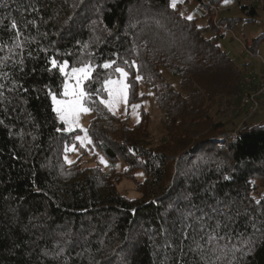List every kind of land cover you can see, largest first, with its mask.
Masks as SVG:
<instances>
[{"label": "trees", "instance_id": "16d2710c", "mask_svg": "<svg viewBox=\"0 0 264 264\" xmlns=\"http://www.w3.org/2000/svg\"><path fill=\"white\" fill-rule=\"evenodd\" d=\"M197 1L211 13L222 0ZM169 2L0 0V264H264V119L235 136L208 124L210 106L240 99L243 71L206 36L216 30L210 16L198 27ZM238 6L254 22L257 11ZM63 62L93 67L83 85L94 114L87 135L123 159L124 176L143 170L139 198L119 193L112 170L65 161L75 132H63L51 100ZM117 68L127 72L128 104L139 98L137 77L153 90L159 143L147 112L131 127L100 103Z\"/></svg>", "mask_w": 264, "mask_h": 264}, {"label": "rangeland", "instance_id": "374dc122", "mask_svg": "<svg viewBox=\"0 0 264 264\" xmlns=\"http://www.w3.org/2000/svg\"><path fill=\"white\" fill-rule=\"evenodd\" d=\"M170 5L172 0H170ZM238 4H250L256 11L257 16L254 22H248L246 19L250 18L248 15L243 14L240 10ZM176 7L180 14L191 17L194 19L195 24L198 27L205 26L207 19L210 16L216 18L214 13L209 11L208 8L204 7L197 0H176ZM217 8V18L216 24H213L214 27L220 24L224 26L225 29H216L206 33L207 37L218 36L217 44L222 51L228 54V56L233 60V62L239 66L243 71V76L246 70L260 71L261 63L260 60L256 58L255 54L259 55L264 62V38L257 45L255 52L244 48L249 46L253 39L258 37L261 34H264V0H225L220 1L215 6ZM221 19H227L229 22L224 24L223 21L220 23ZM244 46V47H243ZM65 62L61 63L63 65ZM109 64V63H108ZM110 65V64H109ZM90 74L93 70L91 65ZM82 67V66H80ZM75 67V68H80ZM104 67V66H103ZM59 68V65H58ZM125 72L126 70L122 68ZM60 70V68H59ZM72 68H65V75L62 91L60 95H55L57 100L61 101H71L72 96H64L65 91V81L68 83L69 92L76 85V79L72 75ZM127 73V72H126ZM161 73L164 79L171 84L173 87L178 88L179 80L176 77H173L170 72L164 68H161ZM243 76L240 80V83L243 79ZM88 77V78H89ZM87 78V79H88ZM83 80L80 84V88L84 91L83 85L85 81ZM122 79L121 74L117 72V76L109 78L106 81H120ZM123 83L127 84V76L123 78ZM138 85V100L128 104V90H127V100H121L118 103L113 111H108L115 116L122 118H128V124L132 127L137 124L140 120V110L147 112L148 114V132L150 134L152 144L159 143L160 139L165 135L163 130V112L157 106L155 101V96L153 90L145 84V82L140 79H137ZM105 89V82L103 84ZM109 87L118 88L119 84H110ZM241 88V86H240ZM106 95L101 99L107 100L108 92L105 90ZM52 100V96H51ZM84 101V100H83ZM241 99H236L235 97H224L221 101L209 108V118L210 121L208 124H215L221 122L223 126H226V129L229 131V134L236 133V129L249 122H259L264 119V97L262 98V103H260L259 109L252 115L246 113L240 107ZM83 103V102H82ZM133 105H139L137 108H133ZM52 101V107H57ZM83 106L86 107L83 103ZM88 108V107H86ZM89 109V108H88ZM54 111V110H53ZM57 116V119L63 124L64 133H73L75 132V142L76 144L71 145L65 154V161L67 163L79 162L82 167H98L104 172L113 171L116 175H121L120 179L116 183V188L119 193L125 196L128 199H136L140 197L139 191L136 189L137 184L141 183L144 179V172L142 169H137L134 171L132 177L124 176L126 165L123 159L117 156L114 159H109L106 157L90 140L87 135L88 125L93 118V111L90 109L88 112H79L78 114L72 113L67 116L69 124H65L61 118L58 116L57 112L54 111ZM78 125V126H77ZM71 127L70 131L65 129ZM202 130V128H199ZM77 137H80L78 140ZM87 137V139H85ZM221 136H217L220 138ZM91 141L89 143L88 141ZM215 140V141H216ZM103 160V162H101ZM142 174V175H140Z\"/></svg>", "mask_w": 264, "mask_h": 264}, {"label": "snow or ice", "instance_id": "6c2138e0", "mask_svg": "<svg viewBox=\"0 0 264 264\" xmlns=\"http://www.w3.org/2000/svg\"><path fill=\"white\" fill-rule=\"evenodd\" d=\"M225 2H227V0H225ZM171 7H173V8L176 7V0H172ZM188 18L191 19V17H188ZM12 27L16 28L17 24L14 22ZM51 63L54 67L57 66V61L55 59H53L51 61ZM125 63H127V61H125ZM66 67H67V62H65L63 65H59L60 71L62 73H65ZM104 67L108 68V67H110V65L106 63V64H104ZM71 71H72V75L76 79V85L72 89V91L69 92L68 83L66 80L65 81V91H64L63 95L64 96L71 95L72 100L71 101H61V100H57L55 95H52L53 104L58 105L57 107H54L53 110L55 112H57L58 116L61 118V120L65 124H69V120L67 118V116L69 114H72V113L78 114L79 112L90 111V109L83 106L82 102L86 98L87 94L80 88V84L82 83V81L89 77L90 67L88 65H84L80 68L74 67V68H72ZM116 71L121 74L122 79L120 81H115V82L105 81V90L108 92L109 98L107 100H104V99L100 100V103L104 104L109 109V111H113L114 107L118 103H120L121 100L125 101V103L127 100L128 85L123 83V78L127 76V73L122 68H117ZM65 75H67V73H65ZM137 79H140V77H137ZM110 84H119L120 87H118V88L109 87ZM50 95H51V93H50ZM132 107L135 109V108L139 107V105H133ZM65 130L70 131L71 127L67 128ZM77 139L79 140L80 137H77ZM85 139H87V137H85ZM88 142L91 143L90 140ZM65 150L67 151L68 149L66 148ZM101 162H103V160ZM140 175H142V174H140ZM217 238L221 239V240L225 239L224 237H218V236L210 235L208 237V240H209V242H212ZM206 264H207V262H206Z\"/></svg>", "mask_w": 264, "mask_h": 264}, {"label": "built area", "instance_id": "2783aa9c", "mask_svg": "<svg viewBox=\"0 0 264 264\" xmlns=\"http://www.w3.org/2000/svg\"><path fill=\"white\" fill-rule=\"evenodd\" d=\"M210 8L217 18V8L215 6H211ZM216 18H213V24H216ZM215 28L225 29L224 26L220 24L216 25ZM244 48L247 49L246 46ZM255 56L260 60V71L246 70L240 83L242 89L240 107L250 115L254 114L259 109L260 100L264 97V62L259 55L255 54ZM235 135V133L232 134V136Z\"/></svg>", "mask_w": 264, "mask_h": 264}, {"label": "crops", "instance_id": "0c3cea01", "mask_svg": "<svg viewBox=\"0 0 264 264\" xmlns=\"http://www.w3.org/2000/svg\"><path fill=\"white\" fill-rule=\"evenodd\" d=\"M260 103H262V99L260 100Z\"/></svg>", "mask_w": 264, "mask_h": 264}]
</instances>
